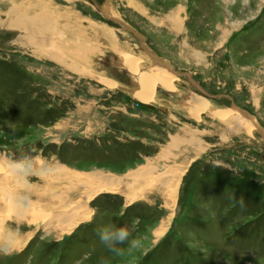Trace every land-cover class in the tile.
Wrapping results in <instances>:
<instances>
[{"label":"rangeland","instance_id":"374dc122","mask_svg":"<svg viewBox=\"0 0 264 264\" xmlns=\"http://www.w3.org/2000/svg\"><path fill=\"white\" fill-rule=\"evenodd\" d=\"M104 26L119 53L97 39ZM127 59L172 73L177 91L133 98ZM192 94L211 103L199 118ZM33 149L46 166L19 191L11 161ZM147 165L144 185L120 188L132 199L54 171L119 181ZM174 170L175 202L163 185ZM15 197L51 219H18ZM79 202L82 219L60 224ZM133 217L138 247L100 242L99 226ZM0 220L18 226L0 264H264V0H0Z\"/></svg>","mask_w":264,"mask_h":264},{"label":"bare ground","instance_id":"6f19581e","mask_svg":"<svg viewBox=\"0 0 264 264\" xmlns=\"http://www.w3.org/2000/svg\"><path fill=\"white\" fill-rule=\"evenodd\" d=\"M50 25H51V23L50 24H47V27L46 28H49ZM40 26H42V25L40 24ZM42 29L43 28H41V29L39 28V29H37L35 31H39V30H42ZM35 37H36V34H35ZM37 37H39V36H37ZM42 38L43 39H40L41 41H45L47 43L49 42V40H48L49 38L48 37L46 38L44 36ZM51 44H53V43H51ZM44 51H46L47 53L48 52L51 53L52 51L54 52V50H52L51 49V46H49V45H46L45 46ZM47 56L50 57V55H48V54H47ZM131 64L132 63L129 62V60H128L127 71L129 73L133 74L135 76V78H137V82H138V84H139L140 87L134 93V97L137 100H139L140 102H142L144 104H149V103L153 102L154 99H155V97H156V95H157V89H158V87H160V88L162 87V88H164V89H166L168 91H171V92L177 91L176 90V86H175V83L177 82V78H175L174 77L175 75H173L172 73H169V72L165 71L164 69H161V67H158L157 68L158 70L155 71V72H153V73L147 72L145 74H142L141 73L142 71L139 72V64H140V61H136V63H134V65H131ZM140 73L142 74V77H141V74ZM137 74H140L139 78H138ZM192 96L193 97L187 99V103H188V106H189V111L192 114V117L194 116L196 118H199V115L202 112L207 111V109L209 108V106H210L211 103L208 100L204 99V98H201L199 96H196V94L195 95L192 94ZM213 114H218L219 116H221V117H219V119H224V120H228V119H230L229 117H233L234 116L233 110H229L228 112H227V110H226V112L220 110V111H217V112H215ZM235 121L236 122L233 123V125H234V127L237 130H241L242 128H245L247 130V132L249 134H251L252 127L250 125H248L249 124L248 122H250L249 120H247V119L246 120L239 119V120H235ZM66 170L67 169L65 167L62 168L60 166H56V168H54V171H57L59 173L63 172V175L64 174L67 175L66 176L67 178H70V179L71 178H73V179L76 178L77 181L84 179V182L83 183L87 184V182H89L88 185H92V188H94V189L96 188L97 189L96 191H98L97 193H100V192H108L110 189H112V187H114L115 189H113L112 191H114L116 193L119 192V193L123 194L122 191H120L121 190L120 188H122L121 186H123V189L125 190L128 187L129 188L130 187H133V186H136L137 187L140 184H143L144 185V182L145 181H142V180H141L142 182L139 181V179L142 178L141 177L142 176L141 174H143V176L151 175L152 174L151 170L154 171V168H152L150 165L144 166L139 172H137V173H134L133 172V173L127 174L126 176H124L125 180L121 179L119 181L118 180L117 181L114 180V177L113 176H108L106 178V177H104L102 175L96 176V178H94L92 180L90 178L86 180L84 178L85 176H79V174H75L74 175L73 173H69L68 174V173H66L67 172ZM46 172H50V171H46ZM171 174L172 175H170L169 178H171V179L174 178V182L172 183V181L169 182L167 180V183L165 182L163 185L167 186V190H168L167 191L168 192L167 197H169V200L175 202V199H176V196H177V187H176L177 184H175V182L178 181V179H179L180 176H179V172H177L175 170H174V173H171ZM49 176H51V174ZM165 177H167V176H165ZM169 178L167 177L166 179H169ZM50 180H53V178L49 179L48 181H50ZM47 185H48V189L51 190L52 189L51 186H50L51 183H48ZM147 185H149L148 182H147ZM25 187H28L27 183L25 184ZM55 190H56V188L54 187L53 191H55ZM124 190H123V192L125 194H123V195H127L126 193H128V192H126ZM175 190H176V192H175ZM19 191H20V189H19ZM53 191H49V193L50 192L52 193ZM42 192H44V190H42ZM9 194H13V193H8L7 192V195H9ZM127 197L129 199L130 198L131 199L133 198V197H130V194L127 195ZM82 203H86V200H84V202H82ZM8 204H9L8 206L10 207V209L12 211H15V216L18 219L26 220V218H31V219H35V220H38L39 219L40 221H43V222H46V221H48V220L51 219L50 213H47L45 209H42L41 206H38V204L37 203H34V202H32L29 205L28 202L24 198L15 197V201L14 200H10L8 202ZM36 204H37V206H36ZM81 207H82V205L80 206V202H79V205L78 206H75L74 207V209L71 207L73 209V210L70 211V212H72L71 215L68 213V211H65L64 210V212H62L63 211L62 210L60 212L61 215L59 214L61 216L60 217V220L58 218L60 224L63 223V224H66V225L68 224L69 225V223H71L72 225H74V223H78V221L80 219H82V217H83V214H81V211H82L80 209ZM62 213L66 214V215L69 214V215L68 216H64ZM88 214H90V213H88ZM78 215L81 216V217L78 220H76L77 217H78ZM30 223L33 224V222H31V221H30Z\"/></svg>","mask_w":264,"mask_h":264},{"label":"clouds","instance_id":"9594fccd","mask_svg":"<svg viewBox=\"0 0 264 264\" xmlns=\"http://www.w3.org/2000/svg\"><path fill=\"white\" fill-rule=\"evenodd\" d=\"M33 152L35 150L33 149ZM36 153V152H35ZM46 166L35 155H22L17 159L11 161V172L16 178V186L20 190H24L25 181H30L32 173L38 171L41 167ZM241 208L244 207V200L241 197L238 201ZM138 218L133 217L129 223L123 226H114L111 223L99 226L96 229L100 242L111 251L118 252L121 250L120 246L138 247L139 242L135 239H130L132 233L136 230ZM18 226L15 221L0 220V251L5 254H11L14 251V242L9 243V233H17ZM18 238V236H17ZM45 238V237H42Z\"/></svg>","mask_w":264,"mask_h":264},{"label":"crops","instance_id":"0c3cea01","mask_svg":"<svg viewBox=\"0 0 264 264\" xmlns=\"http://www.w3.org/2000/svg\"><path fill=\"white\" fill-rule=\"evenodd\" d=\"M105 30V31H104ZM178 32V31H177ZM96 37H97V39H101V40H103V41H105L104 43H108L109 45H111V47H112V50L114 51L113 53H115L116 52V50H117V52L116 53H119V45H118V43H116V39H115V37L113 36V32L111 31V28H106L105 26L104 27H102V28H98L97 29V32H96ZM116 46H118V48L116 47ZM122 69H124V68H122ZM103 81H105L104 79H102ZM115 81V80H114ZM115 82H117V81H115ZM137 82V81H136ZM113 82H111V84H112ZM119 83V89H121L122 90V87H123V85L120 83V82H118ZM116 84V86H117V83H115ZM137 85H138V82H137ZM115 86V87H116ZM128 86V88L130 87L129 85H127ZM111 89L113 88V87H110ZM113 89H115V88H113ZM130 90H132L131 88H130ZM137 90V89H136ZM123 91V90H122ZM136 91L134 90V92H133V98H134V93H135ZM166 92H167V90H166ZM136 99V98H135ZM186 103H187V100H186ZM235 106V105H234ZM239 110H241V109H239ZM60 167H62V166H60ZM114 180H116L117 181V179L114 177ZM164 182H166L167 183V180H165ZM87 186H89L88 184H87ZM91 188H92V185L90 186ZM112 187V186H111ZM110 187V188H111ZM113 189H115L114 187H112V189H110L108 192H111V193H116V192H114V191H112Z\"/></svg>","mask_w":264,"mask_h":264},{"label":"water","instance_id":"95a60500","mask_svg":"<svg viewBox=\"0 0 264 264\" xmlns=\"http://www.w3.org/2000/svg\"><path fill=\"white\" fill-rule=\"evenodd\" d=\"M114 21L116 20V19H113Z\"/></svg>","mask_w":264,"mask_h":264}]
</instances>
